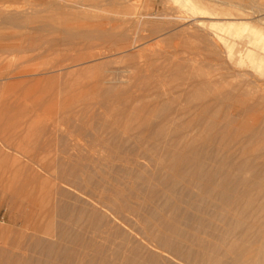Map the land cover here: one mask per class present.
<instances>
[{"label":"rangeland","instance_id":"obj_1","mask_svg":"<svg viewBox=\"0 0 264 264\" xmlns=\"http://www.w3.org/2000/svg\"><path fill=\"white\" fill-rule=\"evenodd\" d=\"M198 1L202 2L204 6L207 5L206 7L215 8L216 12L220 13L218 18L194 19L188 7L180 6L173 0H0V151L7 153L9 157L6 161L0 160V177L5 174V178L8 179V181L3 179V183H1L4 187L0 192V249L6 250L11 256L21 258L25 254V246L31 232L44 230L48 224L56 225L61 221L64 226L75 229L71 221L64 220L63 222L60 217L49 214L45 208L47 202L41 201L39 193L35 190V183H30L26 179L27 173L12 180L9 169L6 167L11 165L12 159L18 160L21 164H27L28 158L33 160L31 165L44 170L42 174L46 172L41 177L42 180H39V183H44L45 186L53 179H57V176L61 177L58 167L62 166L76 165L83 169L82 172L93 173L95 176L94 169L103 170L102 173L107 175L106 182L102 178H97V180L88 183L86 190L89 196L95 200L103 197L101 200L102 204L105 203L104 206H114L113 212L116 216L123 218L121 220L127 227L126 229H101L102 233L94 234L92 230L84 229L86 231L85 240H92L95 243L102 241L101 244L111 246L119 243L122 239L121 236L114 239L112 235L131 234L130 236L136 235L138 238L147 237V240L152 242L155 227H152V224L147 225L148 223L145 222L153 216L154 211L150 207L155 203L144 204L145 209H142L139 215L130 209L134 208L135 204L116 201L117 197L113 191L118 187L116 183L119 186L122 185L118 187L122 190L126 189L129 181H136V178L121 177L123 170L121 168L125 164L117 160L114 162L112 159H106V150L108 151L110 148L113 151L124 147L123 136L120 138V135L127 133L126 128L135 125L137 116L134 110L141 104L140 97L143 90H146L148 95L166 94L165 100L171 94L175 97L176 91L169 92L170 94L166 92L169 91L167 87L178 85L176 78L163 79L164 74L170 69L168 63L174 62L186 63L187 66L185 65L184 69L194 68L200 71L202 68L203 71L201 70L202 74H200L202 77L205 75V78H210H206L209 80L210 87L222 88L225 91L236 88L241 93H247L239 97L245 103H257V100L262 96L264 98V85H261L256 75L251 72L248 74L249 72H246L244 67L242 70L241 67H234L236 66H233L234 63L228 65L225 62V65H220V59L224 60V54H221L222 57L216 56L220 50H214L215 48L206 44V42H210L204 40L209 34L214 33L215 27L218 25L217 22L225 21L222 14L233 13L234 9L240 6L246 15L243 17L244 22H248L246 24L247 31L240 43L235 42V31H230L227 37L229 44L234 47L233 50L238 47L246 57L249 51L245 47L247 39L253 42L258 36L256 33L251 37L252 34L248 29L253 26L260 30L264 28V0ZM8 14H16L20 17L12 19L7 16ZM178 16L184 17L182 21L184 31L175 35V32L182 26L178 24L180 27L176 25L170 29L168 23L175 22L173 17ZM195 20H200L199 25L204 28L203 31L194 28V25L197 24ZM173 27L178 28L172 31ZM74 28L103 32L92 35L88 39L72 38L62 32L64 29ZM206 31H209L208 34L203 35ZM263 31L260 33L263 36L261 38H264ZM104 33L106 34L103 35ZM100 34L102 37L98 36ZM222 34L219 32L215 41L224 39L226 34ZM258 47L259 43L257 51L260 50ZM121 52L125 55L132 54V57L125 59L123 58L125 55ZM99 54L101 57H97V60L99 59L97 61L94 58ZM261 57L264 58V55L261 54ZM87 64H89L88 66L94 64L96 67L86 69ZM174 68L175 66H173ZM127 77L128 79H126ZM255 80L258 81V84ZM100 82L105 86L100 85ZM116 83L118 84L115 85ZM143 86H145L144 89ZM112 87H114L113 90ZM109 88L116 95L105 99L103 92ZM163 90L165 91L162 92ZM134 100L136 105H133ZM148 100L144 99L145 102ZM178 102L175 100V107L180 108L179 106H181L182 108L184 101ZM114 103L116 104L114 105ZM117 107H119V111L115 116L114 111ZM256 108L252 111H245L241 104L234 101H219L217 104L216 102L212 103L210 117L219 115V118L216 119L217 123L215 122L218 124L222 122L226 112H229L235 118L230 127L248 126L255 123L259 115L258 107L256 106ZM105 112L110 114L108 115L110 119L106 117ZM148 118L151 123L157 122V116L149 115ZM106 119H109L112 124H116L103 130L102 120ZM111 119H116L114 120L116 122L113 123ZM115 125L116 127H114ZM110 131H115L121 142L120 140H110L109 147H102L98 143L99 136L108 137L107 134ZM130 134L134 135L135 133L131 131ZM143 141L150 142V139L146 137ZM224 141L230 143L228 153L232 155L238 149V144L233 138H227ZM218 142L217 140L212 150L218 148ZM133 143L135 141L131 140L124 147L126 153L137 149L136 166L139 167L143 164L145 168L150 169L149 162L140 159L142 148L135 147ZM114 144L119 148H116ZM208 149L211 150V148ZM96 158L102 160L99 162L96 161ZM130 167L128 169H131ZM60 173L65 174L63 171ZM109 174L110 179H108ZM52 175L54 177L51 180ZM77 180L80 183L79 179ZM122 180L124 184L121 182ZM105 184L110 186L109 192L105 191L108 187ZM179 189L180 186H177L176 190L179 191ZM104 191L107 195H104L106 194ZM102 193L104 194L101 195ZM29 196H32L31 199ZM183 198L192 199L195 196L191 194L185 195ZM257 199L260 200L261 196ZM34 200L35 202H33ZM67 203L76 204L73 198L69 199ZM182 215H184L183 212L178 214L181 218ZM185 216L192 219L195 214L189 213ZM252 218L256 222L262 221L263 212L257 210ZM202 232L204 237L211 234L213 236V238H205L203 242L206 246H211L213 243L221 244L223 241L222 238L215 236L217 232L207 227ZM258 232L263 234L264 230L261 229ZM177 234L185 235V232ZM141 241L143 240L141 239ZM250 242L251 249H255L259 240L255 239ZM237 243L244 245L243 255L245 254L246 258L253 255V252H250L251 249L247 247L248 243L240 240H237Z\"/></svg>","mask_w":264,"mask_h":264},{"label":"bare ground","instance_id":"obj_2","mask_svg":"<svg viewBox=\"0 0 264 264\" xmlns=\"http://www.w3.org/2000/svg\"><path fill=\"white\" fill-rule=\"evenodd\" d=\"M173 1L179 3L180 6L188 7L194 19H202L203 17L217 19L220 14L216 12L215 8L206 7L207 5L204 6L198 0ZM234 10L236 12H225L222 14L225 17L223 19L225 21H216L218 25L216 24L214 33L212 35L209 34L204 40L206 39L205 41L210 42H206V44L215 48L214 50H220V53H217L216 56L220 57L221 54H224V60L220 59V65L223 66L227 62L228 65L234 63L233 66L241 67V70L244 67L245 71L249 72L248 74L251 72L256 75L258 77L257 80L261 82V85H264V58L261 57V54L264 55V38H261L263 36L260 34L264 28L260 30L253 26L248 29L250 34H252L251 37L256 33H258V36L256 41L253 42L247 39L245 47L249 51L247 56L244 57L243 51L239 50L238 47L233 50L234 47L229 44L227 37L230 31H235V42L240 43L244 33L247 31L246 24L248 22H244L245 19H243L246 16L244 15V9L239 6V8ZM7 16L12 19L20 17L16 14H8ZM173 20L175 22L168 23L170 29L172 26H178V24L184 25L182 24L184 17H173ZM231 20L235 21L231 22ZM199 21L195 20L197 24L194 25V22L192 24L197 30L203 31L204 28L199 25ZM177 28L173 27L172 31L177 30ZM182 31H184L183 26L175 32V35L183 33ZM62 32L72 38L81 37L88 39L92 35L103 31L74 28L64 29ZM207 32L209 31L202 33L207 35ZM219 32L226 34V36L217 42L215 38ZM98 36L102 37L101 34ZM258 43L259 51L256 49ZM211 48L210 50H213ZM99 56L101 57V54L94 59L97 60ZM131 57L132 54L123 56L125 59H130ZM168 65L170 69L162 77L166 80L176 78L178 85L167 87L169 91L166 93L176 91V96L173 97L171 94L165 100L166 94L153 93V95H148L146 90H143L140 97L141 104L134 110L137 116L135 125L126 128L127 133H121L120 135V138L123 136L124 141L122 143L124 145H122L124 147L132 140V142L135 141L133 143L135 147L138 148L139 146L142 148V155L139 158L149 162L151 168L147 169L143 164L139 167L136 166V161H138L136 160L137 149H133L128 153H126L124 147L113 151L110 148L108 151L106 150L107 160H117L125 164V166H131V169H128V166L125 167L122 164L121 177L132 176L136 178V181H127L129 184L126 189H118L122 185L119 186L116 183L118 186L116 187L115 183L113 184L114 188L116 187L113 191L118 198L115 200L126 202L127 204H135V207L130 209L139 215L140 211L145 209L143 207L144 204L155 203L150 207L154 211L153 216L145 222L148 223L147 225L152 224V227H155L153 239L151 238L153 243L147 240V237H145L146 239L144 237L138 238L136 235L130 236L131 234L112 235L114 239L119 236L122 239L119 243L111 246L101 244L102 241L95 243L92 240H85L86 231L84 229H90L94 234L96 232L102 233L101 229H126L127 227L124 221L121 220L123 218L116 216L113 212L114 206H104L105 203L102 204L103 197L99 198L100 201L95 200L89 196L86 190L88 183L97 180V178H102L106 182L105 177L107 175L102 173L103 170L97 171L94 169L93 172H96L95 176L93 173L82 172L83 169L76 165L58 167L59 175L65 179L57 176V179L55 178L57 181H55L53 179L54 174L50 179H53L54 183L56 182L57 184H53V181H51L49 182L50 186H48L49 183L46 182L48 184L47 187L44 183H39V180L46 172L42 174L44 170L40 169L41 167L38 168V166L31 165L32 159L28 158L26 160L27 164H21L18 160L12 159L11 165L6 167V169H9L12 180L19 175L27 173L26 179L30 183H35L34 187L39 193L41 201L47 202L45 208L49 214L60 217L63 222L64 220L71 221L75 229L64 226L61 224L62 221L56 225L48 224L44 230L31 232L32 234L28 236L23 257L11 256L6 250L0 249V264H264V233L258 232L261 229L264 230V218L258 222L252 218L257 210L263 212L264 215V98L262 96L261 99L257 100V103H245L239 97L247 93H241L236 88L231 89V91H225L222 88L210 87L208 84V79L210 78L206 77L208 78L206 79L205 75L203 77L201 75L202 68V71L194 68L184 69L183 67L186 63L172 62L168 63ZM173 66H175L174 69ZM95 67L96 65L93 64V66H88L86 69H94ZM228 67L230 68L231 66ZM258 81L256 82L257 84ZM156 82L158 83V81ZM162 84L164 83L162 82ZM103 85L105 86V84ZM144 88L145 86H143ZM113 89L114 87H112ZM115 95L110 88L103 92L105 99ZM144 99L149 100L145 102ZM175 100L184 101L182 104L184 106L176 108ZM219 101H234L241 104L245 111L257 109V106L259 115L255 123L235 128L230 127L235 121L234 116L226 112L222 122H220L221 124H215L219 115L210 117V109L212 103L216 102L217 104ZM135 102L134 100L133 105ZM133 105L131 104V106ZM113 108L116 107L114 106ZM118 111L119 107L114 111L115 116H117ZM130 113L132 112L130 111ZM105 114L107 113L105 112ZM108 115L110 114H107V118L109 117ZM149 115L157 116V122L151 123L150 118H148ZM109 119L102 120L101 127L103 130L116 124L114 123L116 119H111L114 124ZM131 131H134L135 134L131 135ZM107 135L108 137L103 138L99 136L98 143L102 147H109L110 140H120L121 142L119 135L115 131H110ZM146 137L150 139V142L143 141ZM227 138H233L236 141L235 143L238 144V149L232 155L228 153L230 143L224 141ZM217 140L219 141V146L217 149L212 150ZM114 145L119 148L116 144ZM208 148H211V150ZM8 158L7 153L0 151V160L2 162ZM101 160L98 158L96 161L100 162ZM98 164L101 166L100 163ZM60 171L65 172V174L60 173ZM110 177L109 174L108 179ZM3 179L8 181L5 178V174L0 177V192L4 187L1 184ZM77 179H79L80 183H78ZM123 180L121 181L122 183L124 182ZM177 186H180L179 191L176 190ZM110 190L108 185L105 191L109 192ZM105 191L104 193H106ZM191 194L195 198H183L185 195ZM104 195H107V193ZM260 196L261 199H257ZM31 197L29 196V199ZM72 198L76 204L67 203ZM258 201H260V205L254 206ZM180 212L184 214L182 218L178 216ZM189 213H194L195 217H192V219L187 218L185 215ZM205 227L217 232L215 236L222 238L221 244L213 243L214 245L212 244L211 246L204 244L205 238H213L212 234L204 237L202 231ZM177 231L185 232V235H178ZM255 239L259 240L258 246L255 249H251L252 244H250V241ZM237 240L248 243L247 247L251 249L250 252H253V255L246 258V255H243L244 245L237 243Z\"/></svg>","mask_w":264,"mask_h":264}]
</instances>
